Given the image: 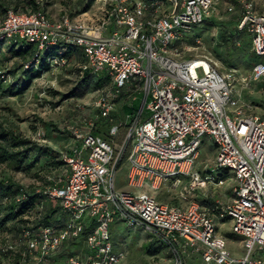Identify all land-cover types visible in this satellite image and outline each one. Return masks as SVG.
Segmentation results:
<instances>
[{"label": "built area", "instance_id": "built-area-1", "mask_svg": "<svg viewBox=\"0 0 264 264\" xmlns=\"http://www.w3.org/2000/svg\"><path fill=\"white\" fill-rule=\"evenodd\" d=\"M238 1L243 8L239 27L247 26L253 49L264 55V12L254 0ZM39 2L37 9L9 7L0 21V39H25L40 49L60 41L79 44L86 56L82 72L105 71L114 86L94 99L98 111L72 128V140L61 152L65 178L50 176L53 182L42 190L59 200L64 219L59 226L24 231L23 264H52L63 243L79 239L87 227L86 248L70 253L66 264H118L125 253L111 238L115 219L146 228L168 245L170 256L155 264H187L185 252L199 254L206 264H264V118L241 102L236 69L222 72L209 58H178L172 48L203 23L217 0H102L99 24L69 15L56 21ZM53 60L57 66L66 62L61 56ZM252 78L264 80V62L253 66ZM135 80L143 103L115 146L92 129ZM145 108L150 112L142 119ZM118 129L114 124L110 133ZM36 135L43 138L42 127ZM206 137L217 148L216 169H228L235 177L233 196L210 206L192 198L199 188L225 181L212 169L197 167ZM129 144L123 188L118 169ZM165 185L181 186L178 196L186 203L161 201L157 194ZM228 219L231 231L241 236L243 255L232 253L220 231V221ZM16 247L10 242L3 250Z\"/></svg>", "mask_w": 264, "mask_h": 264}, {"label": "rangeland", "instance_id": "rangeland-1", "mask_svg": "<svg viewBox=\"0 0 264 264\" xmlns=\"http://www.w3.org/2000/svg\"><path fill=\"white\" fill-rule=\"evenodd\" d=\"M37 1L47 3L48 12L51 18L56 21L63 18L64 15H69L74 21L99 24L104 16L102 0ZM254 1L257 8L264 12V0ZM30 4V0H0V20L4 18L6 7L16 5L21 9L26 6L30 7ZM240 13L241 5L238 0H218L212 15L208 16L200 25L194 26L186 36L175 42L172 48L178 50L179 53L175 55L178 58H209L217 63L219 68L227 72L229 65L225 62L224 57L228 56V52L236 47L237 50L233 51V57L238 60L240 71L239 78L235 80V88L240 94L241 102L248 104V111L258 113L264 118V80L252 78L253 64L245 55L251 51V37L246 35L239 45L235 44L230 34L227 39L223 40L220 36L221 31H229L231 25L213 23L214 17L228 22L239 18ZM198 71L202 74L201 68ZM79 79L80 74L77 68L69 65L35 79L32 85L23 92L0 91V124L13 127L31 138L36 137L37 127L41 126L47 132L46 138L41 142L49 143L55 147L61 145L80 118L96 111L93 106L96 93L90 90L85 83H78L76 93L67 96L68 92L77 85V82H80ZM81 92L84 93L81 94ZM143 98V92L136 89L125 102V108L120 112L121 117L127 119L131 113L137 115L141 109ZM149 112V109L145 108L143 116L147 117ZM125 132L126 127L122 129L123 135H119L120 138L118 136L116 144L122 143ZM216 156L217 149L213 140L206 137L197 158V167L199 169L208 167L212 169L214 175L225 176V181L223 184H210L205 188V191H201L199 188L195 192L196 194L192 198L198 199L204 206L213 205L216 199L228 200L233 196L235 177L228 169H216ZM49 170L47 165L41 168L36 166V168L18 169L9 167L5 162H0V176H11L16 182L27 186L45 183ZM58 171L59 174L56 176L62 174L65 178V168L59 167ZM50 174L52 175V173ZM118 177V179L121 177L122 182H125L123 173H119ZM120 186L127 188V185L123 183ZM180 188L181 186L165 185L158 190L159 197L163 201H177L175 196ZM219 224L220 231L227 236V247L233 254L243 255L245 247L241 243V236L231 231L232 221L228 219L220 221ZM110 234L115 249L125 253L118 264H155L170 256L168 245L146 228L129 226L127 222L115 219L110 223ZM18 236L16 222L9 221L4 227H0V248L8 241H18ZM151 242L153 244L148 248L147 246ZM155 244L159 245L156 251H154ZM84 248H86V243L82 242L74 246L73 250ZM184 255L187 264H206L199 254L192 255L185 252ZM13 261L0 253V264H11Z\"/></svg>", "mask_w": 264, "mask_h": 264}, {"label": "trees", "instance_id": "trees-1", "mask_svg": "<svg viewBox=\"0 0 264 264\" xmlns=\"http://www.w3.org/2000/svg\"><path fill=\"white\" fill-rule=\"evenodd\" d=\"M30 2V7L26 6L21 9H37L39 7V1L30 0ZM217 4L218 0L216 7ZM12 6H14L15 9H20V7H17L16 5H11L9 7ZM9 7H6L5 15ZM44 7L49 17H51L48 12L47 3L44 4ZM212 13L210 15H212ZM214 18L213 23L231 25V29L229 31H221L220 36L223 40L227 39L228 34H230V36L233 37L235 44L239 45L242 38L249 35L251 37L252 44V35L247 29V26L239 27V23L243 18L242 6L240 17L236 20L223 22L216 17ZM221 42L223 41L221 40ZM60 50L61 53L59 52ZM235 50H237L236 47H234L233 50H230L228 52V56L224 57V60L229 65L228 70L236 69L239 72L238 60L233 57V51ZM245 55L251 61L253 66L257 62H264V55L258 54L253 49L252 45L251 51ZM55 56L63 57L66 59V62L63 65L57 66L53 60ZM85 61L86 56L84 49L76 43H66L60 41L48 48L40 49L38 44L25 39H0V91L5 92L6 90H11L12 92H23L32 85L35 79H39L46 73L54 72L57 69L67 67L69 65L77 68L80 74V82H77V85L74 86L70 92H68L67 96H71L76 93L79 85L78 83H85L90 90H93L96 93L95 98L113 88V79L107 72H82V63ZM219 69L220 71L225 72L221 68ZM136 89L141 91L139 88V81L137 80L124 87L119 96L116 98V108L109 116H98L92 132L102 136L104 139L117 146V139L123 135L122 129L126 127V135L129 130L131 120L136 116L131 113L128 115L127 119H123L120 115L121 110L125 108V102L132 96ZM84 92H81V94ZM96 111L98 110L96 109ZM144 118L146 117L142 115V119ZM82 119L83 117L80 118L74 126L79 125ZM114 124H119L118 132L115 135L110 133V129ZM40 127L41 126H38L37 130ZM43 130L45 133L43 138H38L37 135L36 137L31 138L13 127L0 124V162H5L9 167H16L18 169H28L31 167L36 168V166L41 168L46 165L50 168L49 173L46 175L45 183H35L31 186L16 182L11 176H0V227H4L9 221L16 222V232L19 235L18 241H10L17 245L16 249L3 250V246L0 248V253L3 256L14 260L11 264H23L22 251L26 246V239L24 236V231L26 229H33L40 225L59 226L64 219V213L61 209L59 200L46 196L42 190L46 187V185L53 182L50 176H56L59 174V167L65 168V162L61 158V152L62 149L67 148L68 143L72 140V129L68 137L64 139V142L56 147L49 143L41 142L47 135L46 129L43 128ZM125 135L124 137L122 136L123 139L125 138ZM130 148L131 144H129L126 148L124 156L120 161L118 174L123 173L125 175L127 172L128 154ZM50 173H52V175ZM121 179V177L118 179L120 184L124 183ZM38 188L41 189V191H37ZM89 229L90 227H87L84 234L79 239L75 241H65L61 248L52 255V264H66V258L70 253L81 254L83 249L73 250V247L85 242V236ZM10 242L8 241L4 245ZM152 244V242L149 243L147 247L150 248ZM155 247L154 251L158 249L159 245L155 244Z\"/></svg>", "mask_w": 264, "mask_h": 264}, {"label": "crops", "instance_id": "crops-1", "mask_svg": "<svg viewBox=\"0 0 264 264\" xmlns=\"http://www.w3.org/2000/svg\"><path fill=\"white\" fill-rule=\"evenodd\" d=\"M201 191H205V188H201ZM157 196H158V198L160 199L159 194H157ZM175 198L178 199V200H177V201H171V200H169V201H166V202L182 203V204H185V203H186L184 200H182V199L179 198L178 193H177V195L175 196ZM160 200L163 201L162 199H160Z\"/></svg>", "mask_w": 264, "mask_h": 264}]
</instances>
